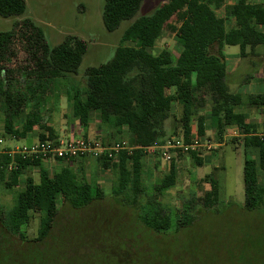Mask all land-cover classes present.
<instances>
[{
  "label": "trees",
  "instance_id": "16d2710c",
  "mask_svg": "<svg viewBox=\"0 0 264 264\" xmlns=\"http://www.w3.org/2000/svg\"><path fill=\"white\" fill-rule=\"evenodd\" d=\"M143 1L104 0L105 28L113 32L123 22L134 20ZM223 5L224 0H168L153 14L132 21L124 32L123 46L116 49L110 62L87 70L85 91L67 90L72 115L85 130L94 113L99 116L103 134L110 137V132L123 134L126 129L128 149L112 157L104 153L94 158L98 169L115 176L111 194L95 178L87 179L84 169L89 155L57 158L67 165L52 174L41 156L24 159L7 149L0 150V182L11 191L24 182L13 205L5 208L0 204V264H112L114 258L115 264H132L128 252L117 255L113 248L104 247L101 236V231L109 227L129 228L127 209L136 211L135 224L155 239L158 247L184 235L180 229H191L196 223L194 198L179 211L162 202L178 184L175 150L169 151L167 169L151 189L143 180L146 158L151 154L147 150L159 144L175 104L182 107L179 122L181 141L186 146L205 140L207 113L219 142L229 128L239 129L241 136L231 140L242 142L245 149L244 208L252 212L264 205V183L260 180L264 173V134L254 132L245 116L235 112L245 99L231 93L227 86L222 52L212 53L215 45H228L239 46L245 56L248 48L264 45V3L235 0L225 7V18H219L213 7ZM26 8L25 0H0V17L21 16ZM232 19L234 27L229 24ZM166 30L176 36L177 56L169 49L159 54L153 51ZM17 37L25 42L31 63L22 71L19 82L11 78L10 70L1 67L13 54ZM127 42L133 45H125ZM87 51L88 43L78 37L50 46L38 26L28 19L16 23L12 31L0 33V112L5 137L20 141L35 133L38 144L59 140L49 124L51 110L46 101L53 97L60 81L78 75ZM247 103L264 107V94L248 97ZM178 151L190 155L197 167L203 166L201 151ZM152 154L159 168L162 152ZM34 168L38 170L37 180L27 176ZM206 178L211 190L205 194L203 205L210 208L219 195L220 184L213 175ZM35 213L37 235L29 238L24 229ZM174 226L177 231L171 233ZM129 233L121 232L120 236L127 240L134 236L142 243L138 235ZM143 253L142 263L161 264L150 249ZM173 254L169 255V264H192L191 257V263L185 257L179 262ZM184 259L186 262H182Z\"/></svg>",
  "mask_w": 264,
  "mask_h": 264
},
{
  "label": "rangeland",
  "instance_id": "374dc122",
  "mask_svg": "<svg viewBox=\"0 0 264 264\" xmlns=\"http://www.w3.org/2000/svg\"><path fill=\"white\" fill-rule=\"evenodd\" d=\"M25 1L27 8L23 15L9 18L0 17V33L12 31L16 23L28 19L38 26L44 38L52 47L64 43L70 37H78L88 43V51L83 58L78 75L65 82V89L59 85L56 86L53 97L48 98L46 101L47 108L51 110L50 124L55 128L61 129L60 133L66 137L67 132L79 130L81 127L78 121L70 120L73 118L70 104L68 99L60 96V90L66 92L67 90L72 92L75 89H79L82 92L85 91L87 89V70L110 62L116 49L123 46L124 32L132 21L136 18L153 14L168 0H144L135 19L123 22L113 32L108 31L103 23L104 0ZM125 45H133V43L127 42ZM165 49L171 50L176 56L179 53L176 36L169 30L164 31L153 51L155 54H159ZM12 52L13 54L8 57V60L2 62L1 67L10 70L11 78H16V82H19L22 71L31 65L26 51V44L19 37L13 42ZM13 82L15 83V81ZM57 94L59 97H57ZM52 100L57 101V106L53 108H51ZM58 102L68 114L67 118L60 116ZM54 111H56L55 115L53 114ZM181 115L182 107L175 104L171 118L165 123L164 135H161L158 146H164L169 141L174 143L181 140L183 136L179 122ZM22 119L23 116L20 120V125ZM95 120L96 118H94L93 122L96 124L97 121ZM3 133L4 119L3 114L0 112V138L5 141L11 139L5 137ZM101 134L100 138H102H99L98 141L108 145L127 140L126 134L122 133L119 136L112 134L110 137L102 132ZM106 136L107 138H105ZM80 137L82 136L78 138ZM34 138L37 139L36 134ZM231 139L227 138L219 142L216 136H206L202 143L210 140L218 146L217 149L212 151L201 150V158L203 159V166L201 167H197L186 152L185 154H179V149H172L175 150L174 159L179 169L178 184L167 192L162 198V202L175 211H179L186 201L194 198L196 223L188 231L187 228L180 229V233L184 235H180L177 240H173V243L169 242L158 247L160 244L148 235L143 228L135 224L136 211L127 209L125 211V220L126 223L131 225L129 228H122L118 225L103 229L101 236L103 237L102 244L104 247L113 248L117 255L121 252H128L132 256V264H146L141 262L145 255H141L144 254L143 252H147L148 249L151 250V254L161 264H169L172 261L169 256L171 253H175L173 255L175 258L178 257V259L185 257L188 263H191L189 261V257H191L192 264H264V205L252 212L245 210V149L242 146V142L234 143ZM27 142V139L15 140L13 146L17 147ZM51 161L48 167L53 174L57 170V161ZM155 163L156 157L154 154H149L146 158L143 178L144 185L148 189H151L154 183L162 177L169 164V162L160 159V166L157 168ZM79 165L76 164L77 168H79ZM96 166L97 163L93 157L87 158L84 169L87 179L95 178L98 183H101L100 185L106 190V193L111 194L115 176L112 172L102 171ZM208 175H213V178L220 184V192L213 206L205 208L203 198L211 190L210 182L206 178ZM27 176L37 180L38 170L32 169L27 173ZM260 180L264 183V173ZM22 188H24V182H21L20 186L12 191L6 189L0 182V204L5 208L13 205L15 195ZM38 226V214L35 213L31 224L24 229L27 237H35ZM176 231L175 226L170 230L171 233ZM121 232H132L134 235H138L139 240L143 244L134 236H128V240L122 238L120 236ZM185 234H187V238ZM113 235L116 239H114ZM122 239L127 242H123ZM111 251L113 252V250ZM181 258L179 262H181ZM114 259L111 261L112 264L117 263ZM106 261H103V263H106ZM184 261L185 259L182 262ZM95 262L97 263L96 260Z\"/></svg>",
  "mask_w": 264,
  "mask_h": 264
},
{
  "label": "crops",
  "instance_id": "0c3cea01",
  "mask_svg": "<svg viewBox=\"0 0 264 264\" xmlns=\"http://www.w3.org/2000/svg\"><path fill=\"white\" fill-rule=\"evenodd\" d=\"M257 2H263L264 0H256ZM235 3V0H224V5L218 9H215L213 7V11L219 18H225V7L227 5H232ZM230 27L235 26V20L232 19L230 21ZM264 32V26L261 28ZM219 51L222 52V54L225 57V63H226V82L227 86L230 90L231 93L237 94L241 96L242 98L245 99L244 103L241 104L236 108V113L241 114L245 116L246 123L251 126V128L254 130V132H257L258 135H263L264 134V107H256V106H251L249 103H247V99L250 96H255V95H260L264 94V45H258L254 49L248 48L246 51V55L243 56L241 54V50L239 46H219L215 45L212 48V53L217 54ZM65 82L66 80L60 81L58 84L62 88L65 89ZM60 96H63L67 99V94L66 91L60 90ZM57 97L58 94H57ZM59 103V102H58ZM56 104V105H55ZM54 106H57V101H53L51 103V108ZM69 106V105H67ZM59 107V113L60 116L63 118H67V113L64 111V108L58 104ZM71 108V106H70ZM56 111L53 112L55 115ZM94 118H96L95 121L97 123L95 124L93 122ZM206 136L216 135V130L213 128V125L211 123V119L209 117V114H206ZM69 120V119H68ZM71 121L77 122L76 118L70 119ZM50 121V120H49ZM50 124V122H49ZM51 125V124H50ZM52 126V125H51ZM58 135L60 139H65V140H71L74 138H78L79 136H82L80 138H84L87 141H94L98 140L100 138L101 132H100V123H99V116L97 113H94L92 116V122L87 130H85L81 125V129L79 130H72L70 132L66 133V137L62 136L63 134L60 133L61 129L55 128L52 126ZM123 134H126V129L122 130ZM116 134L119 136L120 134L117 133V131H112L110 132V135ZM240 131L237 127H232L229 128L224 136V140L227 138H237L240 137ZM35 133L32 135H29L27 137L28 142L25 144H21L19 146H13V143H15V140L11 138L10 140L5 141L3 138H1L2 142L0 143V150H9V153H14L18 148L24 146V145H33L37 144ZM102 138V137H101ZM100 138V139H101ZM94 139V140H93ZM119 143V142H118ZM115 142V144H118ZM111 144V143H110ZM114 144V145H115ZM114 145H107V146H114ZM221 146V145H219ZM51 160L57 161V158H49V159H44V165L46 168H48V164L52 162ZM57 165V170L55 172H59L63 167H65L67 164L66 163H60L56 162ZM76 166V163L74 164ZM77 167V166H76ZM35 170V168L33 169ZM37 170V169H36ZM50 171V170H49ZM54 172V173H55ZM101 184V183H99Z\"/></svg>",
  "mask_w": 264,
  "mask_h": 264
},
{
  "label": "built area",
  "instance_id": "2783aa9c",
  "mask_svg": "<svg viewBox=\"0 0 264 264\" xmlns=\"http://www.w3.org/2000/svg\"><path fill=\"white\" fill-rule=\"evenodd\" d=\"M2 142L0 138V143ZM218 145H215L210 140H206L204 143L195 144L191 146H186L183 142H167L164 146H154L149 148L151 154L157 150L162 152V160L168 162L170 160L171 149H183V150H191V151H201L206 149V151H212L213 149H217ZM128 149L126 142H121L115 144L114 146H104L101 141H87L84 138H74L71 140L60 139L56 142L48 141L43 144H33V145H24L18 148L13 154H18L22 158L26 159L28 157H36L41 156L43 159L49 158H66V157H78L79 155H89L93 158H98L104 153H108L109 157L113 156V153H117L121 150ZM12 165L9 166V169H12Z\"/></svg>",
  "mask_w": 264,
  "mask_h": 264
}]
</instances>
